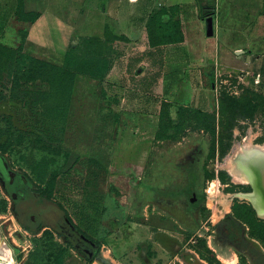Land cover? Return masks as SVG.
<instances>
[{"label": "rangeland", "instance_id": "obj_1", "mask_svg": "<svg viewBox=\"0 0 264 264\" xmlns=\"http://www.w3.org/2000/svg\"><path fill=\"white\" fill-rule=\"evenodd\" d=\"M31 17L17 0H0V261L258 264L264 217L245 196L250 183L232 170L238 154L264 150V74L254 83L214 73L205 79L209 103L197 106L179 89L166 101L159 92L158 119H145L138 112L149 111L130 100L159 76L158 56H118L106 38L53 65L21 51ZM247 97L261 103L234 105ZM188 163L198 168L193 190L202 199L159 192L182 186ZM226 212L244 227L245 250L218 234Z\"/></svg>", "mask_w": 264, "mask_h": 264}, {"label": "crops", "instance_id": "obj_2", "mask_svg": "<svg viewBox=\"0 0 264 264\" xmlns=\"http://www.w3.org/2000/svg\"><path fill=\"white\" fill-rule=\"evenodd\" d=\"M23 7L38 12L27 22L21 44V51L35 57L59 64L84 39L106 38L114 41L118 56H158L159 76L140 83L145 92L130 100L135 109L149 111L138 112L145 119H158L159 92V101L179 89L193 106L209 103L213 87L205 79L214 73L250 75L253 82L258 74L256 83H263L264 0H23ZM157 11L161 22L177 21L181 39L168 42L164 34L147 31V20ZM209 15L211 35L206 34ZM113 29L116 34L111 35ZM151 36L166 42L152 45Z\"/></svg>", "mask_w": 264, "mask_h": 264}, {"label": "trees", "instance_id": "obj_3", "mask_svg": "<svg viewBox=\"0 0 264 264\" xmlns=\"http://www.w3.org/2000/svg\"><path fill=\"white\" fill-rule=\"evenodd\" d=\"M19 7L21 8L23 15H31L32 16L31 19L28 20V22L32 21L38 15L37 11H24L23 0H17V8H19ZM202 15H204V14H202ZM160 20L161 19L159 17V11L151 14L149 16V18L147 20V24H146L147 31L150 32L151 34L153 33L155 35L164 34V36H167L166 41H168V42L181 39L182 35H181V31L179 29V26L177 24V21H172L174 19H170L171 21H169V22H161ZM89 40H91V39H84L82 41V43L87 42ZM93 40H96V39H93ZM149 41H150V44H152V45H156L159 43H165L166 42L165 40L163 41V40L153 39L152 36H151ZM82 43H81V46H82ZM81 46L71 47V48L77 49V48H80ZM30 56L32 58L33 57L35 58V56H33V55H30ZM36 58L40 59L38 57H36ZM40 60L46 62L43 59H40ZM53 65H57V64H53ZM251 100H253L252 97H247L245 102H240V101H237L236 99H234L233 103L236 107H238V109H241V108L246 106L248 109L254 110L257 107V105L260 104L261 102L254 103V102H251ZM195 110L196 111H203L200 109H195ZM207 113H209V112H207ZM228 123L230 125V126L228 125V127H231L234 124L232 120H229ZM186 167H188L187 169H185L187 176H186L185 183L182 186H180L179 188L160 189L159 192L167 194L171 197L172 196L177 197L179 195L180 196L184 195V196L188 197L190 195V192L192 191V189H194L195 182L198 178V168H197L196 164H194V163H188V166H185V168Z\"/></svg>", "mask_w": 264, "mask_h": 264}, {"label": "flooded vegetation", "instance_id": "obj_4", "mask_svg": "<svg viewBox=\"0 0 264 264\" xmlns=\"http://www.w3.org/2000/svg\"><path fill=\"white\" fill-rule=\"evenodd\" d=\"M249 185H250V189H248L246 191H250L252 189L251 184H249ZM194 192H195V190H194ZM195 194L196 195L193 198L192 194L190 192V195L188 196L190 201H193V200L199 201L202 199V194H198L196 192H195ZM205 204L208 207H210L207 204V202H205ZM252 207H253V205H252ZM215 228H216L218 234H220V236H222L226 241L233 243L235 245H238L240 248H242V250L246 249V245L249 242L245 238H243L244 227L231 214H229L228 212L224 213L219 218V220L217 221V225L215 226ZM252 247L257 249V247L254 246V244L252 245ZM254 256H255L254 259L257 260L258 264H264V255L262 253H260L259 251L255 252Z\"/></svg>", "mask_w": 264, "mask_h": 264}, {"label": "bare ground", "instance_id": "obj_5", "mask_svg": "<svg viewBox=\"0 0 264 264\" xmlns=\"http://www.w3.org/2000/svg\"><path fill=\"white\" fill-rule=\"evenodd\" d=\"M258 152L264 154V150L254 148L252 150L250 149L247 152L240 153L234 158L235 165L232 171L234 172L233 174L236 180L254 185L253 175L250 168V162L253 156ZM245 196L249 198L250 201L253 203L254 208L257 210L258 214L264 217V208L260 205L255 191L253 190V192L246 194ZM51 209H53V211H50V213L51 212L53 213V215L51 216L59 217V215L61 214L59 208H57L55 205H51ZM38 218L39 217H37V219ZM0 264H6V263L0 261Z\"/></svg>", "mask_w": 264, "mask_h": 264}, {"label": "water", "instance_id": "obj_6", "mask_svg": "<svg viewBox=\"0 0 264 264\" xmlns=\"http://www.w3.org/2000/svg\"><path fill=\"white\" fill-rule=\"evenodd\" d=\"M212 33H213L212 16L209 15L206 17V34L211 35ZM250 168H251V172L253 175V181H254V185L251 184L252 189L250 191H253V190L255 191L260 205L264 208V154L259 153V152L255 154L253 158L251 159ZM191 194L193 198L196 195L193 189L191 191ZM61 215L62 213L59 215L57 220L61 217ZM28 217L31 218L32 222L39 221L37 219V216H35L34 214Z\"/></svg>", "mask_w": 264, "mask_h": 264}]
</instances>
